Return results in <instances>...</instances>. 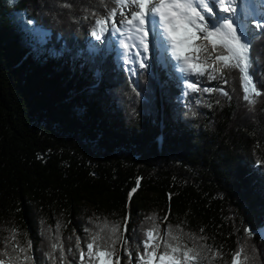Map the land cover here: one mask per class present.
Here are the masks:
<instances>
[{"label":"trees","instance_id":"1","mask_svg":"<svg viewBox=\"0 0 264 264\" xmlns=\"http://www.w3.org/2000/svg\"><path fill=\"white\" fill-rule=\"evenodd\" d=\"M90 10L106 12L99 0H0V241L15 227L44 257L46 227L59 222L65 248L76 236L83 247L90 221L128 215L139 242L155 214L161 232L208 237L220 253L211 264H231L245 241L249 264H264V96L249 111L235 69L227 85L200 78L230 100L184 96L186 79L153 57L132 76L119 54L90 52ZM29 19L47 33L43 45ZM253 31L256 55L264 29ZM254 72L264 81V55Z\"/></svg>","mask_w":264,"mask_h":264},{"label":"snow or ice","instance_id":"2","mask_svg":"<svg viewBox=\"0 0 264 264\" xmlns=\"http://www.w3.org/2000/svg\"><path fill=\"white\" fill-rule=\"evenodd\" d=\"M109 3L114 6L108 7ZM256 3L257 0H99L106 12L101 14L90 10L85 19L94 18L90 34L96 41L103 43L109 35L116 37L109 43L122 49L119 55L126 65L138 64L140 69L148 68L150 36L152 47L159 41V47L163 49L161 61L166 68L187 78L196 77L195 82L185 80L184 96L219 92L230 100L232 97L223 87H200V78L227 85L230 82L228 72L238 70L242 99L252 111L257 98L264 96V81L257 80L254 72V65L264 55V49L256 55L253 53L256 48L253 26L257 31L264 29V0H259L260 14ZM60 6L72 7L66 2ZM118 14L119 23L115 19ZM27 23L34 25L31 19ZM31 33L41 37L40 43L47 36L38 26L32 27ZM127 71L135 76L137 69L130 67ZM136 94L140 95L139 92ZM135 191L133 188L132 192ZM128 220V215L122 221L97 217L90 221L92 227L84 229L87 234L83 238L84 246L82 238L76 236L75 243H69L67 248L61 224L57 222L54 229L46 227L43 230L49 242L44 257L34 254L32 240L21 242L17 238L19 229L13 227L9 230L10 235L0 241L4 245L0 251V264H121V250L127 257L126 264H134V260L135 264H211L220 255L205 243L208 237L185 232L180 225L168 224L161 232L155 214L146 218L149 223L142 229L144 238L137 242L134 235H128ZM245 232L248 237L253 234L250 228ZM68 240L71 241V237ZM246 243L235 251L231 264H249L254 259L247 253Z\"/></svg>","mask_w":264,"mask_h":264},{"label":"rangeland","instance_id":"3","mask_svg":"<svg viewBox=\"0 0 264 264\" xmlns=\"http://www.w3.org/2000/svg\"><path fill=\"white\" fill-rule=\"evenodd\" d=\"M260 6V4H259V0H257V3H256V10H257V8ZM116 19V21H117V23H119V19H120V17H119V14L117 15V17L115 18ZM28 27H29V29H30V31H31V28L33 27V25H28ZM40 32L41 33H44L43 31H41L40 30ZM33 36H35V39L36 40H40L41 39V37L39 36V35H34L33 34ZM45 38L46 37H44L43 39H44V42L42 43V45L45 43ZM85 38H86V40H87V43L89 44V50H90V52H92V50L91 49H93L94 47L97 49L96 51H99V50H102V49H106V48H108L109 50H111V52H112V54H119L120 52H122V49H117L116 47H113L112 46V44H110L109 43V40H112V41H114L115 39H116V37H112V36H108L107 38H105V40H104V42L103 43H101L100 41H96L95 40V38L94 37H92L91 36V34H90V32L89 33H87V35L85 36ZM163 51V49H161L160 47H159V41H157L156 42V46L155 47H152L151 46V36H150V52H149V60H148V65L152 62V57H153V61L155 62V64L156 63H160V62H162L161 61V52ZM160 57V58H159ZM160 59V60H159ZM159 61V62H158ZM81 64V63H80ZM126 65V64H125ZM163 65V64H162ZM127 66H134V65H127ZM137 66H138V64H137ZM164 66V65H163ZM165 67V66H164ZM149 68V67H148ZM148 68H146L147 69V71H148ZM156 68H157V66H156ZM166 68V67H165ZM168 71H169V73L174 77V78H176V79H178V78H185V79H189V78H187V77H185L182 73H176V72H173V71H171V70H169L168 68H166ZM263 235H264V233H263ZM123 257H122V259H121V264H123Z\"/></svg>","mask_w":264,"mask_h":264},{"label":"water","instance_id":"4","mask_svg":"<svg viewBox=\"0 0 264 264\" xmlns=\"http://www.w3.org/2000/svg\"><path fill=\"white\" fill-rule=\"evenodd\" d=\"M157 70V69H156Z\"/></svg>","mask_w":264,"mask_h":264}]
</instances>
